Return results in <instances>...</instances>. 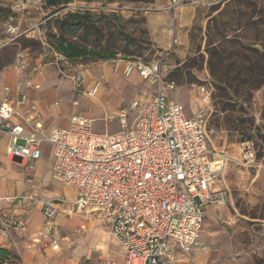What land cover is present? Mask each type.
Instances as JSON below:
<instances>
[{"label":"rangeland","instance_id":"obj_1","mask_svg":"<svg viewBox=\"0 0 264 264\" xmlns=\"http://www.w3.org/2000/svg\"><path fill=\"white\" fill-rule=\"evenodd\" d=\"M190 3L72 0L48 6L44 0H0V97L3 85L24 87L26 80H34L42 92L28 87L26 94L91 117L95 133L114 132L118 125L105 124V114L132 101L144 102L152 91L135 70L124 75L116 60L162 57L164 79L175 82L166 98L181 104L186 115L195 114L197 103L201 106L199 87L209 94L203 109L206 138L218 160L214 187L223 191V202L206 207L197 258L206 264H264V0H201V15L181 34L178 9ZM68 15L87 21L86 27H61ZM55 39L75 42L90 53L69 59L55 49ZM77 73L85 86L101 82L94 98L72 96ZM55 91L61 94L49 102L46 95ZM4 137L0 134V180L7 165L1 157ZM23 162L8 160V165L33 180L32 169ZM73 193L58 202L56 222L63 235L64 230L73 240L82 235L90 244L93 221L68 213ZM68 221L72 229L66 228ZM116 243L82 263L121 264L123 253ZM11 261L22 264L18 256Z\"/></svg>","mask_w":264,"mask_h":264},{"label":"built area","instance_id":"obj_2","mask_svg":"<svg viewBox=\"0 0 264 264\" xmlns=\"http://www.w3.org/2000/svg\"><path fill=\"white\" fill-rule=\"evenodd\" d=\"M162 62L158 56L116 60L124 75L135 70L152 91L144 102L132 101L105 114V124L117 123L114 132H93V119L83 115L45 131L37 105L24 91L31 80L24 87L4 85L0 97L7 158L36 160L41 144H50L53 178L76 190L71 212L106 220L121 246L123 264H200L192 252L199 245L205 208L223 202V191L214 187L218 161L206 138L203 109L209 94L199 87L201 106L197 103L188 117L181 104L166 98L175 82L164 79ZM73 79L75 97L98 94L100 81L85 86L81 73ZM72 103L76 106L78 100ZM13 200L26 207L39 204L45 231L55 236L58 201L33 194ZM9 226L0 213V233L9 236Z\"/></svg>","mask_w":264,"mask_h":264},{"label":"crops","instance_id":"obj_3","mask_svg":"<svg viewBox=\"0 0 264 264\" xmlns=\"http://www.w3.org/2000/svg\"><path fill=\"white\" fill-rule=\"evenodd\" d=\"M178 12L181 14L180 25L182 26L180 29L182 34L185 30H187L195 16L201 15V0H192V3L189 5H183L180 7ZM138 76L142 79L139 74ZM30 88L36 90L38 95L42 92L40 82L31 80ZM25 90L26 88H24V91ZM31 94L32 93L28 91L27 95L29 101L37 105V120L40 122V125L45 129V131L55 125L66 126L69 124L72 116L77 115L64 110L65 108L63 106H55L54 104L48 106L45 100L41 99L40 96L35 99L31 96ZM58 94L61 93L58 91L48 95L45 93L49 102ZM73 95L74 91L72 90V96ZM146 96V98H148L147 94ZM41 97L43 96L41 95ZM41 100L42 106L39 103ZM73 107L76 106L74 105ZM34 115L35 114H32V116ZM16 121L18 122V119H16ZM23 126L28 129V125L26 123H24ZM7 142L8 137L5 136L3 139V152L1 151V157L7 165L5 166L6 170L1 172L0 213L9 222L10 226L9 236H4L0 233V247L7 248L16 254L22 264H86V260L95 256L97 252L101 250L103 252H109V250H112L111 247H113V244L116 243V241L110 236V227L106 220L102 218L92 219L93 223L90 227L91 229L89 230V232L92 233V239L90 244H87L85 237L82 235L74 240L72 239L71 233H66L65 230V235H63L60 224H57L56 234L55 236H52L45 231L44 218L39 204L26 207L13 200V197L15 196L33 194L40 199H53L60 202L61 200H65V193H68L69 195L70 190H73L74 195L69 198L72 202L76 197V190L71 186L65 185L61 182L57 183L53 180L52 165L54 159L50 144H41V156L38 159L23 160V165L26 166V169L27 167L32 169V171L28 172L33 175V180H26L23 176H20V173L17 174L16 171L13 170L12 166L8 165V160H11L6 157L5 153ZM216 161L218 160L216 159ZM39 164L45 166L47 171L41 168ZM59 204L60 203H58L57 206H59ZM68 213H72L71 208L68 210ZM58 215L59 207L57 216ZM61 221L63 223L64 220L61 218ZM72 226V221H68L66 228L68 229V227H71L72 229ZM53 237H55L56 243L52 242ZM200 251L201 249L198 246L193 249V260L200 264L207 263L206 261H201V258H197V256L201 255ZM84 260L85 262L82 263ZM123 262L124 256L121 264H123Z\"/></svg>","mask_w":264,"mask_h":264},{"label":"trees","instance_id":"obj_4","mask_svg":"<svg viewBox=\"0 0 264 264\" xmlns=\"http://www.w3.org/2000/svg\"><path fill=\"white\" fill-rule=\"evenodd\" d=\"M72 0H44V2L48 6H58L62 3H68ZM72 15H68L65 17V19L61 22V27H65L68 29H74V27H86L87 21H78L77 19L72 20L70 17ZM76 21V23H75ZM78 21V22H77ZM55 49L65 57L69 59H77L87 56L90 53V50H88L86 47L76 44L75 42L69 41V40H61V39H55V41L52 42ZM101 56H98L100 58ZM112 57L111 55H106L101 57V59H110ZM15 256L17 257L13 252L8 250L7 248L0 247V264H18L16 262L11 261V257Z\"/></svg>","mask_w":264,"mask_h":264}]
</instances>
